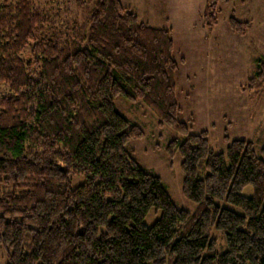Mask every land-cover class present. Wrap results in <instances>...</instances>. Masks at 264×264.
I'll list each match as a JSON object with an SVG mask.
<instances>
[{
	"label": "trees",
	"instance_id": "16d2710c",
	"mask_svg": "<svg viewBox=\"0 0 264 264\" xmlns=\"http://www.w3.org/2000/svg\"><path fill=\"white\" fill-rule=\"evenodd\" d=\"M229 2L207 0L208 30ZM75 3L84 19L66 34L34 0L0 7V264H264V150L234 141L218 154L208 132L191 135L172 29L141 23L121 0ZM229 26L240 37L252 28L234 17ZM260 87L264 63L241 90ZM119 97L179 133L167 154L182 159L195 214L133 159L128 145L145 133ZM75 177L86 181L73 188ZM152 211L161 216L148 228Z\"/></svg>",
	"mask_w": 264,
	"mask_h": 264
},
{
	"label": "rangeland",
	"instance_id": "374dc122",
	"mask_svg": "<svg viewBox=\"0 0 264 264\" xmlns=\"http://www.w3.org/2000/svg\"><path fill=\"white\" fill-rule=\"evenodd\" d=\"M3 1L0 0V7ZM34 1L58 33L66 34L74 22L84 19L75 0ZM121 1L141 23L153 29H172L174 58L180 66L176 76L177 101L183 111L181 120L189 124L191 135L208 132L210 145L218 154L225 155L231 142L245 141L253 143L260 155L264 150V87L245 92L241 88L248 87L259 63H264V0H230L221 4L219 24L211 31L203 20L207 0ZM233 17L251 24L246 36L231 31L229 20ZM23 57L27 60L29 55ZM7 95L9 89L0 84V98ZM115 105L145 133L144 139L128 145L133 159L163 180L177 208L195 214L197 205L182 194V159L179 154L173 159L167 154L168 145L180 138L179 133L169 127L160 128L157 116L140 102L119 97ZM85 181L75 177L72 186L80 187ZM244 195L252 197L253 189L247 188ZM160 216L152 211L145 225L153 227ZM214 236L221 238L216 232Z\"/></svg>",
	"mask_w": 264,
	"mask_h": 264
}]
</instances>
